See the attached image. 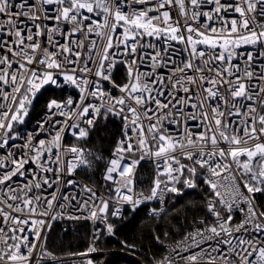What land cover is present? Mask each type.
Returning <instances> with one entry per match:
<instances>
[{
	"label": "snow or ice",
	"instance_id": "6c2138e0",
	"mask_svg": "<svg viewBox=\"0 0 264 264\" xmlns=\"http://www.w3.org/2000/svg\"><path fill=\"white\" fill-rule=\"evenodd\" d=\"M126 212L135 264H264V0H0V264Z\"/></svg>",
	"mask_w": 264,
	"mask_h": 264
},
{
	"label": "trees",
	"instance_id": "16d2710c",
	"mask_svg": "<svg viewBox=\"0 0 264 264\" xmlns=\"http://www.w3.org/2000/svg\"><path fill=\"white\" fill-rule=\"evenodd\" d=\"M43 101H41V106ZM39 112V109H37ZM117 131L115 126L110 127L107 132H103L98 136V142L110 140L113 133ZM192 193L189 199L198 200L200 193L197 190H188ZM187 195V194H186ZM179 199V198H178ZM191 207V205H189ZM196 210V209H193ZM183 211V208L181 209ZM145 216L144 212H139L138 215L129 214L126 212V219L117 223V237H101L97 242L98 246L103 251L96 253L93 256L94 264H135L136 257L132 256L128 250L122 248L119 240H127L135 243L138 247L144 248L145 256L150 255L147 249L151 248L153 253L160 254L162 250L154 246V242L150 239L147 224L141 223ZM55 233L52 237L51 247L58 254L63 251H83L87 248L90 238V225L87 222H72L67 225L61 224L59 227L53 225ZM67 227L68 232L65 233L63 228Z\"/></svg>",
	"mask_w": 264,
	"mask_h": 264
},
{
	"label": "built area",
	"instance_id": "2783aa9c",
	"mask_svg": "<svg viewBox=\"0 0 264 264\" xmlns=\"http://www.w3.org/2000/svg\"><path fill=\"white\" fill-rule=\"evenodd\" d=\"M145 176L146 178L151 174V167L150 165H146L145 166ZM76 222H80V221H76ZM81 222H87L90 225V234H91V230H92V225L90 221H81ZM72 223V222H69ZM74 223V222H73ZM103 236V233L101 234V237ZM89 242H90V238H89ZM89 244V243H88ZM84 251V250H83ZM96 253H92L91 256L93 257ZM71 259H75L77 261H79L80 259H82L81 257H73Z\"/></svg>",
	"mask_w": 264,
	"mask_h": 264
}]
</instances>
